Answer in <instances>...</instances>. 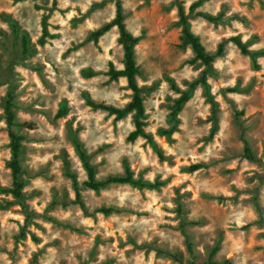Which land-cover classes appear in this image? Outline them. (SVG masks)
I'll list each match as a JSON object with an SVG mask.
<instances>
[{"label": "rangeland", "instance_id": "rangeland-1", "mask_svg": "<svg viewBox=\"0 0 264 264\" xmlns=\"http://www.w3.org/2000/svg\"><path fill=\"white\" fill-rule=\"evenodd\" d=\"M118 1L140 39L145 130L156 145L129 140L135 112L117 118L88 102L132 100L127 78L109 74L125 65L119 28L92 38ZM181 6L207 52L224 44L211 66L184 42ZM234 36L263 51L256 62ZM10 96L18 119L38 124L18 128L26 205L8 191ZM80 149L99 181L131 170L143 184L85 186ZM75 180L87 211L74 202ZM184 231L197 261L217 247L216 262L264 264V0H0V264H180L166 251L187 262Z\"/></svg>", "mask_w": 264, "mask_h": 264}, {"label": "trees", "instance_id": "trees-1", "mask_svg": "<svg viewBox=\"0 0 264 264\" xmlns=\"http://www.w3.org/2000/svg\"><path fill=\"white\" fill-rule=\"evenodd\" d=\"M200 2H196L191 5V12H193L199 5ZM181 12V23L183 24V40L187 44H191L195 53H196V59L201 60L206 65L211 66L212 63L215 61V59L219 56H221L224 52V44L221 43L218 46V49L215 53H209L205 49L201 39L199 36L194 34L190 29V21L189 16L185 14V11L183 7H180ZM200 14L207 19L211 21H216L220 19V16H214L208 13H197ZM113 26H117L120 31V42L122 43L124 50H125V57H124V68L123 69H116L114 65H111L109 74L111 76L112 80H117L120 77H126L128 80V87L132 89L133 96L132 100L129 102V104L125 108H118L113 105L106 104L104 102H96L93 100H89V104L92 105L95 108H101L105 110H109L112 113H115L117 115V118H123L128 112H135L136 115V128L134 131H132L129 135V140H135L136 138L143 136L150 141V143L156 145V141L154 140L151 133L146 132L145 126H146V108H145V102H144V95H143V87L138 82V75L140 73V67L137 63L136 59V51L135 46L139 42V37L135 36L132 32H130L127 28V25L125 23V15L123 10V5L121 1L117 2V12L114 19L107 24L103 25L101 28H99L97 31H95L92 34V38L98 39L100 36H102L105 32L110 30ZM44 33L47 34V28L46 23L44 20ZM232 40L238 45V47L242 50L243 53L249 54L254 62H256L257 54L263 53V51H254L249 48V44L247 42H244L240 36H234L232 37ZM26 43V41H24ZM202 82L204 84L206 83L205 79H202ZM189 95L185 93L176 103L178 108H181L183 103L188 100ZM13 98L10 96L6 102L5 106V112L7 116V122H8V129H9V136L11 139V148H12V159L10 161V167L13 171V187L9 189L10 191L22 205H26V196L24 193V187L25 182L21 179V175L23 174V167L21 163V153L23 151V140L24 135L18 130L19 127H25V128H36L37 122L31 121V120H25L20 121L18 119L16 111L13 109ZM81 157L85 163V166L88 170V180L84 182V185L92 188L94 190H99L100 188L106 186L110 183H132V184H143L141 181L136 180L133 177L132 171L128 170V173L126 175H110L103 181H99L96 177V168L90 163L89 161V155H87L83 149H80ZM160 156L163 158V153L161 150H159ZM246 156H248L251 159H254L253 150L251 147H249L248 143L246 146ZM195 168H198L196 166ZM74 186L76 189V200L75 203H78L81 205V207L87 211V205L82 198L81 194V187L79 186V183L77 180L74 182ZM103 212H111L113 211L112 208H102L100 209ZM186 239H187V248L188 252L190 254V258L186 260L181 256L179 253H172L170 251H166L170 256H172L174 259H176L180 264H203V263H209V264H232L231 261L227 260L225 262L219 263L213 260V255L217 251V247L214 248L213 252L210 254V257L206 260H203L201 262L197 261L199 258L198 254L195 251L194 244L190 238L189 233L185 232Z\"/></svg>", "mask_w": 264, "mask_h": 264}]
</instances>
